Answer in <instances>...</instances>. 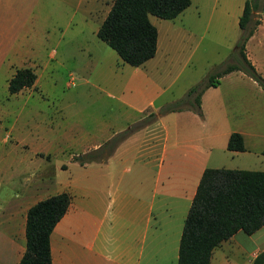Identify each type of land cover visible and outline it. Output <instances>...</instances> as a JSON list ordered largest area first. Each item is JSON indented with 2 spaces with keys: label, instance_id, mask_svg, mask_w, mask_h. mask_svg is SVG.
Listing matches in <instances>:
<instances>
[{
  "label": "rangeland",
  "instance_id": "374dc122",
  "mask_svg": "<svg viewBox=\"0 0 264 264\" xmlns=\"http://www.w3.org/2000/svg\"><path fill=\"white\" fill-rule=\"evenodd\" d=\"M190 1L191 5L173 20L149 16L158 33L159 51L144 66L135 68L123 63L96 36L113 0H1L2 24L9 27L10 22H14V32L4 41L11 49L5 70L0 72V110L8 108L11 112H20L12 135L7 124L5 129H0V140L6 138L0 151V177L15 178L4 188L5 192L22 187L26 178L29 183H42L41 180L52 177L53 182L47 184V188H43L44 182L38 184L41 185L39 194L46 196L51 188L62 184V174H67L70 180L74 179L75 173L87 183L86 186H96L102 191L111 188L109 175L98 181L99 173L94 167L78 170L98 161L81 164L78 157L90 153L89 150L100 141L103 145L104 138L113 131L147 128L159 117L168 130L178 129L183 145L206 146L195 143V136L187 134L185 127L191 129L190 120L180 118L178 121L171 112L159 113L227 64H236L239 57L236 46L242 35L238 26L241 11L236 5L240 0ZM246 1L258 5V14L253 21H264V0ZM8 2L12 6V15L6 12ZM8 18H11L9 23ZM245 52L264 79V24ZM7 65L10 71L31 69L36 75L34 86L10 95ZM224 76L222 82L218 79L219 84H224L219 89L212 88L207 96L218 102L219 99L234 98V93L239 94V98L216 108L218 115L211 127L239 134L240 131L257 130L259 141L255 148L263 149L264 90L245 74ZM141 108L143 114L138 115ZM227 140L223 137L221 141L219 138L213 141L215 150L213 157L207 159L209 166H239L238 159L232 160L230 155L224 157L220 152L226 149ZM112 154L103 153L104 160L100 162H106ZM259 155V161L250 160L251 164L245 166L264 170V156ZM170 156L166 162L171 160ZM173 165L165 166L158 186L160 197L157 198H162L161 193L175 186L167 179L176 176L171 174ZM114 172V182L124 178L125 185L122 186L130 188L137 182L132 178L133 173L124 175L119 166ZM139 187L140 184L135 183L134 188L138 190ZM192 188L193 183H189L187 191ZM107 192H101L96 205L97 220L109 211ZM160 202L156 199L146 240L136 251L142 250L139 264H176L177 240L187 213H181L183 204L179 205L178 199H169L171 209L168 212L164 208L158 209ZM241 237L245 239L246 236L241 234ZM235 240L239 242L240 237ZM232 245L229 242L223 246L222 253L230 264H244ZM246 246L250 248L251 244L246 243ZM81 251V264H93L92 254ZM219 258L216 259L218 262Z\"/></svg>",
  "mask_w": 264,
  "mask_h": 264
},
{
  "label": "crops",
  "instance_id": "0c3cea01",
  "mask_svg": "<svg viewBox=\"0 0 264 264\" xmlns=\"http://www.w3.org/2000/svg\"><path fill=\"white\" fill-rule=\"evenodd\" d=\"M244 2L245 0H240L236 3L238 10L241 11L239 12V18L242 14ZM2 3L3 2L0 0V7ZM6 12H8L9 15L13 14L10 2H8V9ZM2 15L3 12L0 8V72L5 70L4 67L9 50L11 49L6 47L4 41L10 39L14 32V22L11 21L9 27H4L2 24ZM10 20L11 18H8L7 22L9 23ZM263 24L264 21L260 20V24L256 27L254 34L246 43L245 50H247L249 42L255 40ZM158 43L159 37L157 40L156 52L159 51ZM247 58L253 65L252 60L248 56ZM9 68L10 67L7 65V74L10 80L16 70L10 71ZM233 73L243 75L235 71L227 75ZM223 77L225 79V76ZM222 80L223 78H221V82ZM223 84L224 83H220L215 88L219 89ZM212 88L214 87L206 89L200 96V116L190 109L172 113L174 120L180 121V118L183 120H190L192 127L191 129L185 127L187 134L189 133L195 136V138H193L195 143H203L206 146L203 147L194 144L183 145L184 140L179 136L178 129L174 127L168 130L166 126L163 125L164 123L161 117H159L153 125L147 128L137 129L121 141L115 148L112 156L106 162H95L92 163V165L86 164V167L78 169L85 170L89 167H94L95 172L99 173L98 181H100V178L109 175V180L111 185H113L111 188L106 187L102 191L98 190L96 186H94V188L92 186H86L85 184L87 183L81 180V176H78L74 172V179L69 180L67 174H62L63 178L60 182L62 184L54 189L51 188L49 190L50 193L46 196H42L39 194V187L41 185L38 184L44 182L43 188H45L47 184L53 182L52 177L41 180L42 183H29L28 178H26L23 181L22 187L17 190L15 189V191L14 189H8L6 192L4 188L15 178L6 180L0 177V264H18L23 256L26 243L25 224L28 209L38 201L60 193H68L71 196V203L68 211L57 223L50 235L52 264H81V256L79 255L82 252L81 250H86L92 254L93 264H139L141 260L139 257H141L142 250L139 252L136 251L146 240L150 222L154 218L156 199L161 201L158 209L164 208L167 212L171 209V207H169V199H178L177 203L179 205L183 204V206H181V213H187L202 172L206 168L258 171L249 168V166H245L251 164L250 160L259 161V154L264 149L255 148L259 141L257 130H252L247 133L240 131L244 140V152H230L226 149L220 150L224 157L230 155L232 160L238 159L237 165L239 166L228 167L223 164L209 166L207 159L213 157L212 152L215 150V148L212 147L213 141L218 138L221 141L223 137L228 139L229 135L232 134L230 132H222L223 130L220 128L214 129L211 127V124L218 115L216 108L219 109L224 107L225 102L239 98V94L234 93V98H230L229 100L219 99V102L212 101V99L207 96ZM259 90L261 89L259 88ZM210 106L212 107L211 109H209ZM224 112L228 113L225 110ZM140 114H143L142 108L138 110V115ZM19 117V111L15 112V110H12L11 112L8 108L4 110L1 109L0 129H5V124H7L10 128V135H12L11 133ZM10 119H12V122H10ZM125 130L127 129L113 131L104 138L103 143ZM7 136L8 135H6V137ZM5 142L6 138L0 140V145H2V147L0 146V151L3 149V144ZM101 145L102 143L100 141L89 151H94ZM169 155H171V160L166 162ZM262 160L263 159H261V162ZM165 162L167 168L174 163V171L171 174L174 173L176 176L173 178L168 177L167 179L175 186L171 189L169 188L166 193H161V195H163L161 196L162 198H157L160 197V195H158V186L161 185V175L166 168ZM118 166L119 168H123L124 175L133 173L132 178H135L134 180L137 181L135 183L140 184L138 190L134 188L135 183H132L130 188L122 186L125 185L123 184L124 178H119L118 181L114 182V169ZM189 183H193V188L187 191V185ZM151 185L152 188L150 187ZM99 191L103 193L108 191L106 196L110 200V208L102 219L97 220L96 205L101 196V192ZM173 193L175 195H172ZM91 234L92 237H90ZM241 234L244 233L240 231L237 232L229 240L223 242L216 248L212 253L210 264H230L227 256L221 251L224 248L223 246L229 242L233 243L232 247L240 256L241 263L252 264L257 254L264 251V227L250 236L244 234L246 236L245 239L241 237ZM180 235L181 234H179L177 240L178 244ZM237 237H240L239 242L235 240ZM85 240L87 242L83 243ZM246 243L251 244V247L247 248ZM177 254L175 256V262H177ZM218 257H220L219 262L216 260ZM232 262H234V260Z\"/></svg>",
  "mask_w": 264,
  "mask_h": 264
},
{
  "label": "trees",
  "instance_id": "16d2710c",
  "mask_svg": "<svg viewBox=\"0 0 264 264\" xmlns=\"http://www.w3.org/2000/svg\"><path fill=\"white\" fill-rule=\"evenodd\" d=\"M190 4V0H113L96 36L123 63L135 68L141 67L155 56L157 50L158 33L149 16L173 20ZM256 14L258 5L246 1L238 20L242 35L236 46L239 55L236 64H227L206 82L191 87L182 99L169 104L160 115L190 109L200 116L202 93L210 87H216L219 78L234 71L242 72L264 90V79L245 52L246 43L260 24V19L253 21ZM35 81L36 75L31 69H18L8 81V93L14 95L31 88ZM185 104L188 108H183ZM140 128H128L117 134L98 149L78 157L79 162L84 164L104 160L103 153L107 156L112 154L121 141ZM226 150L244 152L242 135L230 134ZM261 154L264 156V149ZM70 203L71 196L60 193L40 200L28 209L25 252L18 264H52L50 235L68 211ZM262 227L264 171L206 168L183 222L176 264H210L213 251L237 232L250 236ZM252 264H264V251L257 254Z\"/></svg>",
  "mask_w": 264,
  "mask_h": 264
}]
</instances>
